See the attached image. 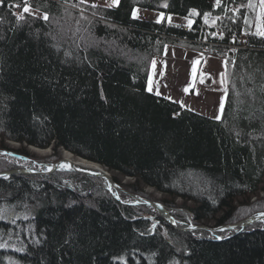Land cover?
<instances>
[{
    "label": "trees",
    "instance_id": "trees-1",
    "mask_svg": "<svg viewBox=\"0 0 264 264\" xmlns=\"http://www.w3.org/2000/svg\"><path fill=\"white\" fill-rule=\"evenodd\" d=\"M17 1L0 4V136L42 146L56 139L135 176L138 180L126 187L141 194L138 182L194 200L197 205L184 207L199 219L229 223L264 211V196L250 201L259 188L264 190V53L247 50L238 58L252 54L245 58L246 70L241 69V96L227 100L222 117L212 118L144 89L145 71L107 53L104 41L81 49L66 38L65 52L64 44L56 48L50 16L26 13L18 21L11 11ZM39 1L49 14L56 8ZM162 1L120 0L115 8L81 5L119 23L90 20L95 35L117 36L118 48L130 43L151 54L169 40L152 31L193 36L201 14L212 5L211 0ZM241 1L220 0L215 11ZM161 5L166 13L194 18V29L185 32L182 24L131 17L137 6ZM256 20L257 14L241 8L218 23L255 29ZM121 39L127 40L123 44ZM252 40L264 45L259 34ZM81 180V186L70 187L53 174L0 178V197L19 214L16 219L0 216V264H5L3 255L18 264H264V222L225 240L185 233V247L176 250L158 230H146L149 220L136 216L144 206L92 193V178Z\"/></svg>",
    "mask_w": 264,
    "mask_h": 264
},
{
    "label": "rangeland",
    "instance_id": "rangeland-1",
    "mask_svg": "<svg viewBox=\"0 0 264 264\" xmlns=\"http://www.w3.org/2000/svg\"><path fill=\"white\" fill-rule=\"evenodd\" d=\"M10 1V0H8ZM13 1V0H12ZM49 2L54 3L56 8L51 9L50 16H55L59 12L58 3H62L63 7H65V11L61 13L60 15L57 14V17L55 18V22H60V19H65V16H71V19L73 17L75 18V22L68 25L69 27L65 28L66 30V38L69 39L70 43H75L76 48H83L84 46L81 44L83 41L87 39L89 42H84V45H89L91 43V40L93 41L92 46L96 47L98 45V41L103 43L104 37L100 36L98 34L95 35V32L92 31L91 25L89 23L90 20H93L94 18L91 16V11L87 10V8L82 7L83 4H93V5H105L106 7H112L115 8L119 4L115 3L114 0H62L61 2L56 0H48ZM19 9H14L18 13L21 8L20 14L22 16H25V12H23L24 0H19ZM57 3V4H56ZM28 6L31 8L32 15L35 16H41L44 17L45 15L48 17V15L45 12L38 11L33 5L32 0H27ZM211 8L201 14V20L199 21V24L197 26L196 33L193 36H189L187 34H170L166 35L164 30H159L157 32L152 31V33H155V35H159L161 37H167L169 40L166 42V44L163 45V49L161 51H155L152 52L150 56L147 57V55L150 52H146V55L144 57V51H139L136 47L130 46V43L125 46L124 52H121L122 50H119V46L117 49L119 52H109V49L112 50L118 43L117 36L109 37L106 39H109L110 42L106 43L109 45V49L107 53L114 54L117 57L119 56L124 63H135L139 65L140 69H145V74L148 76L147 83H145V88L147 91H149V86L152 88V91L159 96L168 98L171 101L176 100L178 102V105L181 109H193V111L212 117V118H220L222 117L224 113L223 107L226 105L225 101V94L228 90L227 88H234V92L236 93V96H241L239 94V85L235 86L233 85V76L228 74V71H233V68L235 69L236 65L239 64H233L237 63V49L238 46H247L246 45V38L248 36L249 38H255L258 36V33L255 30L258 28L260 31L261 25H264V0H242L241 2L231 3L230 5H224V9L222 11L216 12L215 9L218 7L217 1L211 0ZM253 7L256 11H254ZM245 9L246 12L255 13L257 14V22L255 24V29L252 28V26L249 28L246 27V29L242 28L237 31H228L226 26L223 24H219L218 21L221 20L222 17L225 15H228V13L231 11L234 14L239 11V9ZM233 10H237L234 12ZM90 12L87 13L86 12ZM215 14H214V13ZM135 13V15H134ZM210 13H212L211 18ZM68 14V15H67ZM132 18H138V19H145L150 20L154 19L157 21H167L168 23H176V24H182L184 26V31L187 32L189 30L194 29V23L195 19L191 16H179V15H169L163 12H158L153 9H147L142 6H137L133 9ZM101 19V17H98ZM170 18V19H169ZM251 17L245 16V19L248 20ZM87 19V21H86ZM50 27L49 30L51 33L57 31L61 32L62 26H56L54 21L50 20ZM101 21L104 23H107V25L110 26H117L119 23H116V21H108L101 19ZM255 21V19H254ZM81 22V23H79ZM255 23V22H254ZM91 26V27H90ZM130 27V26H128ZM166 27V25H165ZM164 27V28H165ZM113 28V27H112ZM48 30V33H49ZM94 30V28H93ZM217 30H221L220 34H218ZM122 33V32H120ZM120 35V34H119ZM250 36V37H249ZM123 38V36H120ZM142 38L143 36L140 35ZM123 44L127 39H121ZM121 40L119 43H121ZM78 41V42H77ZM134 41V39H133ZM157 41V40H156ZM127 43V42H126ZM158 43V41H157ZM90 44V45H91ZM104 44V43H103ZM248 50L249 51H255L254 47L256 45L252 46V41L248 42ZM99 46V45H98ZM152 47V46H151ZM127 51V53H126ZM252 59V54H247ZM248 56H244L241 62V68L243 70L245 66V58ZM75 58V56H74ZM148 58V59H147ZM249 58V59H250ZM153 61H155V65H153ZM145 63H147V67L145 66ZM227 63V65H226ZM261 63H264L261 61ZM228 68V70L226 69ZM131 80L135 81L134 76L131 75ZM225 85V86H224ZM227 87V88H226ZM222 88L221 91L218 89ZM187 89V91L185 90ZM229 92V90H228ZM164 95V96H163ZM227 100V99H226ZM237 100V98H236ZM234 101V100H233ZM234 103H237V101H234ZM9 145L8 148H3L6 145ZM0 176L1 178L8 179L11 175L7 174V165L9 163H12L14 158L18 159L20 164L27 165L29 163H32L34 161H39L40 158H45L44 155L40 156L39 154H43L39 151V147L42 145L29 143L26 140L17 141L12 138L8 137H2L0 136ZM37 148H36V147ZM44 146V145H43ZM42 146V147H43ZM49 152L52 153L53 151L61 152L62 150H67L71 155L80 157L78 152H75L74 150L69 149L62 143L58 142L56 139H51L48 144H46ZM20 148H23L25 152L22 154L20 151ZM23 155L24 158H20V155ZM38 154V155H37ZM53 154V153H52ZM26 157V158H25ZM58 157V156H57ZM36 159V160H35ZM48 160H42V162H46ZM29 162V163H28ZM14 163V162H13ZM25 163V164H24ZM27 163V164H26ZM36 168L42 169L43 166L41 163H35ZM45 165H50L49 163H46ZM46 167V166H45ZM44 167V168H45ZM111 168V167H110ZM108 169L109 173L112 174L113 179L116 180V182L120 185V183H133L135 180H138L135 176L126 175L125 173H122L121 171L117 169ZM36 170V169H35ZM53 175L58 176L64 184L72 185V186H80L79 179H76L71 172L68 170H61L60 168H57L55 171L50 172ZM39 174V173H37ZM26 175H34V174H26ZM82 175V174H81ZM86 175V174H83ZM88 176V175H86ZM91 177L92 180L89 181V184L95 185L93 188H99L98 185L107 191V187H105V184L103 181L98 183L96 180H93L94 178L99 177ZM81 179V178H80ZM100 179V178H99ZM119 179L120 182L117 180ZM123 183L121 186L125 189H118V196L122 202H127L132 205H138V206H144L146 209H143L145 211L144 213L138 212L139 214L136 215L139 218L148 219L149 222H147L146 230L150 232H158L164 236L166 241H170L173 243L174 248L176 250H181V248L185 247V244L183 241L185 239V233H190L192 235H195L196 237L200 239H207V240H225L229 239L242 231L248 229L249 227L253 226L255 223L258 222H264V219H258L254 221L253 223L245 226L244 228L238 230V228L233 225L236 223L244 220V218H248L255 213L248 214V216L243 217L242 219H239L235 222H229V223H217L215 219H206L204 218H196V216H193L192 213H190L189 210L186 209L185 206L194 207L196 202L190 198L185 199L184 196L177 194L176 196H173L170 193L164 192L160 189H157L153 185L145 184L144 182H138V186L140 187L141 191H143L144 194H141L135 190H132L127 185ZM110 186V185H107ZM145 192L148 195H145ZM105 193V192H104ZM109 193V192H108ZM261 195L264 196V190L258 189L253 196L251 197L250 201L256 200L255 195ZM134 195H137V197H134ZM260 196V197H261ZM139 198H144L151 201H156L158 203H161L168 212L180 223V224H186V225H201L204 227H198L194 228L190 231H183L176 229L172 226V224L163 216H161L159 210L151 205L145 204L143 202H138ZM258 198V197H257ZM138 199V200H137ZM5 198L2 196L0 197V216L5 215H12L15 212L14 206H6ZM165 201H171L172 204H169ZM168 204V206L166 205ZM19 206V205H17ZM12 213V214H11ZM141 213V214H140ZM242 213V212H241ZM241 215V214H240ZM239 215V216H240ZM163 219V221H161ZM171 226L175 231L181 232L179 234H176L175 232L171 233V231L168 229V226ZM220 225H228L229 227L221 230H209L208 228H213ZM208 227V228H205ZM199 229H206L209 232V235H201L198 230ZM184 233V234H182ZM219 237V238H217ZM5 243V242H3ZM3 259H5V264H18L17 259L14 257H5L3 255ZM174 263V262H172ZM168 263L167 264H172ZM4 264V263H3Z\"/></svg>",
    "mask_w": 264,
    "mask_h": 264
},
{
    "label": "bare ground",
    "instance_id": "bare-ground-1",
    "mask_svg": "<svg viewBox=\"0 0 264 264\" xmlns=\"http://www.w3.org/2000/svg\"><path fill=\"white\" fill-rule=\"evenodd\" d=\"M38 3H36L35 5H33L38 11H40V12H45L47 15H48V17L50 16V14H49V12H47V8L46 9H44L43 7H42V3L39 1V0H36ZM56 1H59V2H61L62 0H56ZM150 1V0H149ZM154 1V0H153ZM157 1V0H156ZM162 1V0H161ZM215 1H217V0H215ZM119 2H120V0H119ZM167 1L166 0H163L161 3H166ZM1 3H3V0H0V4ZM57 4V3H56ZM15 5H18V3L17 2H14L13 3V6H14V9H19V7H16ZM64 5V4H63ZM63 5H62V3H58V6L57 7H59V12L57 13L58 15H60L61 13H63L64 11H65V7H63ZM102 6H105V5H102ZM139 7V6H138ZM145 8H147V7H145ZM14 9H11V11H12V14H13V16L15 17V19L16 20H18V21H20V16H21V14H20V12H21V8H20V11H19V13L16 11V10H14ZM147 9H153V10H155V11H158V12H163V13H166L165 12V10L163 9V5H161V8H147ZM89 11V10H88ZM86 12V14L87 13H90V12ZM234 12H236L237 10H233ZM52 12V11H51ZM214 13V12H213ZM238 13V12H237ZM236 13V14H237ZM57 14L55 15V16H53L52 15V17L50 16V20H52V22L54 21V23H55V25L56 26H62L61 28H62V30H61V32H57V33H55V34H53L54 36H52L51 37V40L54 42V44H55V47L56 48H60V46H62L63 44H64V46H63V48L61 47V49H62V51L63 52H65V48L67 47V46H69V43L67 42V43H63L62 44V42L64 41V40H66V30L67 29H65V28H67V27H69L68 25H70L71 23H73V22H75V18H77V17H73L72 19H71V16H65L64 18L65 19H60V22H55V18L57 17ZM166 14H169V15H177V14H175V13H166ZM215 14V13H214ZM68 15V14H67ZM240 15V14H239ZM93 18H94V20L95 21H101L100 20V18H98L96 15H94V14H92L91 15ZM179 16H181V15H179ZM183 16V15H182ZM211 16H212V13H210V18H211ZM24 17V16H23ZM37 17H39V18H43L44 19V17H41V16H37ZM24 19V18H23ZM48 19V18H47ZM151 20H154V19H151ZM165 20V19H164ZM154 21H157V20H154ZM79 23H81V22H79ZM238 23V22H237ZM227 30L228 31H237V29H229V28H227ZM218 31V34H220V32H221V30H217ZM250 37V36H249ZM250 40H248V36H247V38H246V47L243 45V46H238V49H237V63H233V64H238L239 63V65H236L235 66V68L236 67H238V70H237V72L236 71H228L227 73L228 74H230L231 76H233V85H234V87L235 86H237V85H239L240 84V80H241V73L243 72V70H241L242 68H241V65H240V61L242 60V57H241V59L239 60L238 58L242 55V54H244V53H246V51L249 49L248 48V45H250V44H248V42L249 41H252V48H253V46L254 45H256V47H254V49H255V53L256 54H258V55H260L261 53H264V45L263 44H259V43H256L255 41H253L252 40V38L250 37L249 38ZM105 43H108V39H106V37H104V40H103ZM78 42V41H77ZM84 42H89V41H87V39L85 40V41H83L81 44H83ZM91 43H93V41L91 40ZM62 44V45H61ZM58 46V47H57ZM65 47V48H64ZM114 48L112 49V50H110L109 49V45H107L106 44V48L107 49H109V52H113V51H115V52H119V50H122L121 52H124V50H126V49H124V47H122V48H119V50L117 49V45H115V46H113ZM125 53V52H124ZM126 53H127V51H126ZM145 55H146V53H144V57H145ZM151 54L149 53L148 55H147V57L148 56H150ZM264 56V55H263ZM148 59V58H147ZM147 63H145V66L147 67ZM226 65H227V63H226ZM146 69V68H145ZM144 68H143V72H144V70H145ZM226 69L228 70V68L226 67ZM234 69V68H233ZM235 70V69H234ZM238 73V78H237V76H236V73ZM147 78H148V76L146 75V74H144V83H147L148 84V82H147ZM225 86V85H224ZM150 87V86H149ZM227 88V87H226ZM228 90H229V92H228V90L226 91V93H224L225 94V101H226V103H227V100L229 101V100H232V99H235V98H237L238 96H236V93L234 92V88H227ZM149 90V89H148ZM219 91H221L222 90V88H220V89H218ZM233 91V92H232ZM149 92H151V93H154V91H152V88H151V91H149ZM155 94V93H154ZM157 94V93H156ZM239 94H240V91H239ZM164 96V95H163ZM227 99V100H226ZM175 102V101H174ZM176 102H178L177 100H176ZM226 106V105H225ZM225 106L223 107V109L225 108ZM188 110H192L193 111V109H191V108H189ZM17 141H19V140H17ZM0 147H2V146H0ZM9 147V145L7 144L5 147H3V148H8ZM36 147V146H35ZM37 148V147H36ZM39 149V151L41 152V153H43V154H39L40 156H42V155H44V157L45 158H40V160L39 161H34V160H32L33 162L32 163H29V164H27V165H21L20 164V162L18 161V159H16V158H14L13 160V162L14 163H12L10 166L9 165H7V174L8 175H11V176H16V175H26V174H28V173H26V171L25 170H31V169H33V170H38V171H42V169H38V168H36V164L35 163H41L42 165H44L43 166V169H47V167H45V164L46 163H49L50 165H53V164H58L57 165V167L58 168H60L61 170H68L69 172H71V174L76 178V179H79V181H80V184H81V179L83 178V177H85L86 175H88V176H93V177H99L100 179H101V181H103V183L105 184V187H107V188H109V189H107V191L105 190V189H102L100 186H98L99 188H93V189H91V191H92V193L93 192H96V193H108L109 192V194H111V195H113L116 199H118V200H120L121 198L118 196V192H117V190L119 189H123V190H125L121 185L123 184V183H125V182H122V183H120V185L116 182V180H114L113 179V176H112V174H110L109 173V166L108 165H106V164H104L103 162H101V161H99V160H94V159H91V158H89V157H86L85 155H83V154H80V155H78V156H80V157H77V156H73V155H71L67 150H62L61 152H56L55 153V151H53L52 153H50V155H49V153H47V152H49V150H48V148H47V146L46 145H44L43 147L41 146V147H39L38 148ZM20 151L22 152V154L25 152V150L23 149V148H20ZM20 155V158H24V156L23 155ZM38 155V154H37ZM58 156V157H57ZM26 158V157H25ZM36 160V159H35ZM42 160H48V161H46V162H42ZM25 164V163H24ZM67 165H70V167H68ZM71 166H73V167H71ZM45 167V168H44ZM75 168H78V169H75ZM111 169V168H110ZM18 170H20V172H18ZM83 171H91V172H94V173H97V172H99V173H105V174H108L109 176V179H110V177H111V179L118 185V188H115V187H113L110 183H109V179L107 178V177H105L106 175H103V176H101V175H98V174H86V173H84ZM30 174V173H29ZM31 174H34V175H39V176H48V175H52L51 173H39V174H37V173H31ZM82 174V175H81ZM83 174H86V175H83ZM126 175H131V174H126ZM10 176V177H11ZM87 176V177H88ZM133 176V175H132ZM129 177H131V176H129ZM0 178H1V176H0ZM81 178V179H80ZM126 185H127V183H125ZM73 185V184H72ZM72 185H69L70 187H72ZM107 185H110V186H107ZM76 186V185H75ZM81 186V185H80ZM70 190V189H69ZM261 196V195H260ZM18 197H20V196H16L15 198L16 199H19ZM255 197L257 198V197H259V195H255ZM120 198V199H119ZM121 201V200H120ZM262 212H264V211H262ZM258 213H260V212H258ZM12 214V213H11ZM257 214V213H256ZM10 218H13V219H16V218H18V216H19V214L18 213H13L12 215H8ZM244 219H246V218H244ZM198 232L201 234V235H209V232H208V230H206V229H199L198 230ZM218 240H221V239H218Z\"/></svg>",
    "mask_w": 264,
    "mask_h": 264
},
{
    "label": "water",
    "instance_id": "water-1",
    "mask_svg": "<svg viewBox=\"0 0 264 264\" xmlns=\"http://www.w3.org/2000/svg\"><path fill=\"white\" fill-rule=\"evenodd\" d=\"M58 164H53V165H45L47 167V169H43L42 171H38V170H25L26 173H50V172H53L55 171L58 167H57ZM73 167V166H71ZM75 169H78V168H75ZM18 172H20V170H18ZM84 173L86 174H98V175H106L105 177H107L109 179V175L108 174H105V173H94V172H91V171H83ZM109 183L115 187V188H118V185L111 179H109ZM134 197H137V195H134ZM139 199V200H138ZM138 202H143L145 204H148V205H151V206H154L156 207L161 216L165 217L171 224L173 227H175L176 229H179V230H183V231H190L194 228H198V227H204V226H199V225H186V224H180L169 212L168 210L161 204V203H158L156 201H151V200H147V199H144V198H139L138 197ZM258 219H264V212H260V213H257V214H253L251 215L250 217L236 223L235 225H233L234 227L236 226L238 228V230L244 228L245 226L253 223L254 221L258 220ZM229 227L228 225H220V226H216V227H213V228H208V227H205V228H208L209 230H221V229H225Z\"/></svg>",
    "mask_w": 264,
    "mask_h": 264
},
{
    "label": "snow or ice",
    "instance_id": "snow-or-ice-1",
    "mask_svg": "<svg viewBox=\"0 0 264 264\" xmlns=\"http://www.w3.org/2000/svg\"><path fill=\"white\" fill-rule=\"evenodd\" d=\"M115 3H118V0H114ZM220 0H217V4L219 5ZM24 7H23V12L25 13H31V8L28 6L27 4V0H24ZM16 7H19L20 5H15ZM166 6V5H165ZM195 12V10H193ZM264 11V10H262ZM135 15V13H134ZM21 19H23V16H20ZM48 17L45 15L44 19H47ZM170 19V18H169ZM260 36L264 37V25H261V30L258 33ZM153 65H155V61H153ZM187 91V89H185ZM149 91H151V87H149ZM68 167H70V165H67ZM221 231H223V229H221ZM219 238V237H217Z\"/></svg>",
    "mask_w": 264,
    "mask_h": 264
},
{
    "label": "crops",
    "instance_id": "crops-1",
    "mask_svg": "<svg viewBox=\"0 0 264 264\" xmlns=\"http://www.w3.org/2000/svg\"><path fill=\"white\" fill-rule=\"evenodd\" d=\"M261 29V28H260Z\"/></svg>",
    "mask_w": 264,
    "mask_h": 264
}]
</instances>
